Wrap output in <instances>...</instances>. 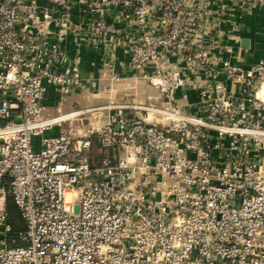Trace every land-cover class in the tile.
I'll use <instances>...</instances> for the list:
<instances>
[{"label":"built area","instance_id":"built-area-1","mask_svg":"<svg viewBox=\"0 0 264 264\" xmlns=\"http://www.w3.org/2000/svg\"><path fill=\"white\" fill-rule=\"evenodd\" d=\"M208 3L0 0V264H264V56L212 57ZM119 47L155 102L47 109L95 88L83 50L119 82Z\"/></svg>","mask_w":264,"mask_h":264},{"label":"crops","instance_id":"crops-1","mask_svg":"<svg viewBox=\"0 0 264 264\" xmlns=\"http://www.w3.org/2000/svg\"><path fill=\"white\" fill-rule=\"evenodd\" d=\"M208 2L207 14L201 18V24L206 25L205 29L207 32L209 31L210 37L205 38V48L212 57L215 59L227 58L242 67H248L264 56L263 8L246 10L240 7L235 0H208ZM115 26L125 36L134 35V32L126 30L129 26H126L123 21L115 23ZM200 31L204 30L201 28ZM243 40H247L246 46L242 44ZM67 46L69 52L72 53L73 44L70 38L67 40ZM81 55L82 76L93 79L97 83L93 89L84 90L77 88L72 92L81 95L88 94L92 98V100L90 98L86 100L83 106L76 108L95 106L99 103L105 104L109 100L117 101L126 96L127 93L136 94L139 99H147L148 97L150 99L154 98V101H156L157 95L153 96L147 93L150 85L145 84L138 78L142 69H131L128 66V55L123 48L119 47L115 52L114 66L116 72L121 76V80L117 85L111 83L107 76V68L102 51L83 50ZM179 61H177L176 68L180 70L181 67L185 66V63H180ZM184 74L185 76L190 74L188 77L190 88H188L187 92L189 100L193 101L196 98L195 87L202 84L203 80L195 73L192 74L187 71ZM101 83H103V89L98 87ZM59 99V93L56 90H52L46 95L47 109L51 113H54V110L57 109L61 111L62 101L59 103ZM55 104L58 105L55 107ZM105 121L104 119L103 122Z\"/></svg>","mask_w":264,"mask_h":264},{"label":"rangeland","instance_id":"rangeland-1","mask_svg":"<svg viewBox=\"0 0 264 264\" xmlns=\"http://www.w3.org/2000/svg\"><path fill=\"white\" fill-rule=\"evenodd\" d=\"M107 76H108V74H107ZM91 82L94 83V87H95L97 82L95 80H93V79H91ZM113 84H116L117 85V84H119V82H114ZM98 87L99 88L102 87L101 89H103V83L99 84ZM150 87L151 86L148 87L149 90L147 89V93L152 94L153 96L154 95H157L156 94L157 91H155L153 87L152 88H150ZM179 92L180 91H178L177 93H179ZM130 96H131V93H127L126 96H124L121 99H118L117 101H120V102L128 101L129 98H130ZM89 98L92 100V98L89 97L88 94L87 95H83V94L81 95V94H76V93H70V94L66 95V99L64 101H62L61 111L64 112V111H68V110L74 109L76 107H81V106H83L85 104V101L86 100H89ZM99 100L101 101V99H99ZM140 101L142 103H152V102H155L154 101V98L153 99H150L148 97H147V99H142L141 98ZM57 105L58 104H55V107ZM98 105H101V104L99 103ZM98 105H95V106H98ZM59 111L60 110H54V113H52V114H56Z\"/></svg>","mask_w":264,"mask_h":264},{"label":"trees","instance_id":"trees-1","mask_svg":"<svg viewBox=\"0 0 264 264\" xmlns=\"http://www.w3.org/2000/svg\"><path fill=\"white\" fill-rule=\"evenodd\" d=\"M7 209L9 212V220L12 225V230L16 231L18 229L23 228L24 223L22 222V219L18 213L16 206L10 198L7 200ZM14 231L11 233V235L14 234Z\"/></svg>","mask_w":264,"mask_h":264},{"label":"water","instance_id":"water-1","mask_svg":"<svg viewBox=\"0 0 264 264\" xmlns=\"http://www.w3.org/2000/svg\"><path fill=\"white\" fill-rule=\"evenodd\" d=\"M242 44H243L244 46H246V45H247V40H243ZM116 128H118V127L116 126Z\"/></svg>","mask_w":264,"mask_h":264},{"label":"bare ground","instance_id":"bare-ground-1","mask_svg":"<svg viewBox=\"0 0 264 264\" xmlns=\"http://www.w3.org/2000/svg\"><path fill=\"white\" fill-rule=\"evenodd\" d=\"M67 124V122L66 121H63V125H66Z\"/></svg>","mask_w":264,"mask_h":264}]
</instances>
